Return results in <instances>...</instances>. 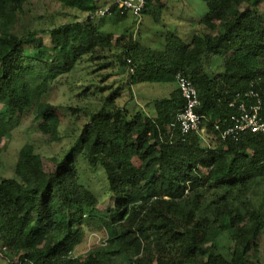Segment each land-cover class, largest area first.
I'll return each instance as SVG.
<instances>
[{"label": "trees", "instance_id": "1", "mask_svg": "<svg viewBox=\"0 0 264 264\" xmlns=\"http://www.w3.org/2000/svg\"><path fill=\"white\" fill-rule=\"evenodd\" d=\"M30 1L0 0V152L29 113L48 142L62 139L61 116L46 93L85 58L107 50L110 60L104 75V66L91 71L100 81L90 80L80 93L99 95L101 104L61 156L50 159L52 166L44 167L26 143L36 159L26 162L21 152L14 176L0 180L5 256L16 264H264V135L221 138L237 92L252 88L264 96V0H204L208 10L190 40L169 33L161 49L143 45L133 33L103 30L104 16L97 22L89 17L108 5L116 10L114 0L103 6L99 0H50L85 18L19 35L15 24ZM164 6L147 0L141 15L158 21ZM207 55L219 56L223 70L206 71ZM179 71L197 89L195 110L204 116L206 138L181 135L172 126L184 104ZM118 73L126 74L127 87L176 86L146 102L148 113L129 111L119 103L123 90L101 80ZM82 167L106 177L111 202L103 210L80 180ZM94 224L102 229V244L76 254L84 228ZM222 237L230 243L223 251Z\"/></svg>", "mask_w": 264, "mask_h": 264}, {"label": "rangeland", "instance_id": "2", "mask_svg": "<svg viewBox=\"0 0 264 264\" xmlns=\"http://www.w3.org/2000/svg\"><path fill=\"white\" fill-rule=\"evenodd\" d=\"M165 6L162 9L160 19L154 20L150 13H143L140 21L137 23L136 18L130 13L119 19L117 16L119 10H114L104 16L102 29L113 33H133L136 41L143 45L150 46L154 49H161L164 45L165 38L169 33L177 34L183 41H189L193 30L198 28L197 20L201 18L208 10V6L204 0H161ZM101 6L104 5L102 0H99ZM78 14V15H77ZM84 14L78 13L76 10L64 7L63 5L50 0H31L25 11L20 15L18 22L15 24V31L19 35H25L30 31H39L44 29L45 32L51 28L74 19H84ZM99 18H95L97 22ZM119 49L118 46H116ZM116 48L114 51L117 50ZM109 51L104 54L95 55L94 60L80 61L74 70L64 77L61 83L51 87L46 93V99L57 106L61 116V133L63 138L58 141L48 142V136L43 135L35 123L32 121V116L29 113L24 117L21 125L12 131L9 139L5 140L3 150L0 152V180L6 177L14 176V167L19 154L22 152L26 162H31L36 158L29 152L31 143L34 146L35 153L40 156V161L44 167H51L50 159L52 157H60L63 151L69 145L71 135L79 132L80 127L87 121V114L93 111L94 107L101 104L102 97L99 95L91 96V98L83 97L80 93L83 90L82 86L90 84V80L98 83L101 75L97 72L91 73L94 69L105 65V62L110 60ZM204 67L206 71H222V59L217 55H207L204 58ZM209 65L211 69L209 68ZM105 67V66H104ZM106 68V67H105ZM101 68L99 74H105L109 69ZM112 76V75H111ZM103 78V77H102ZM106 77L101 79L105 84H109L112 88L119 87L123 90L122 97L119 103L127 104L126 108L129 111L145 109L146 102L157 97L164 96L165 92L174 86L176 83H134L127 87L126 74L118 73L110 79ZM112 80H114L112 82ZM115 85V86H114ZM94 90V88H91ZM105 91V89L103 90ZM102 91V92H103ZM81 97V102L78 99ZM106 93L103 92V96ZM132 96V97H131ZM88 109H83L86 105ZM80 106L79 112L73 111L69 107L75 108ZM83 107V108H82ZM146 107V108H145ZM150 110V108H149ZM148 113V112H147ZM68 135L66 137L65 135ZM202 134L203 138H206ZM206 142V141H205ZM27 143V144H26ZM90 172L86 167L81 168L80 180L88 186V188L102 200L99 209L103 210L108 206L111 200L108 198V188L106 177L101 171L92 170ZM97 171V172H95ZM257 195V193H256ZM102 229L97 224L91 227L84 228V238L76 246V254H86L92 248L93 243L102 244L103 236ZM221 234V236H223ZM219 250L223 251L230 245L229 241L222 237L219 239ZM259 255L264 260V237L259 241ZM99 246V245H96ZM0 245V264H16L10 261L4 254Z\"/></svg>", "mask_w": 264, "mask_h": 264}, {"label": "built area", "instance_id": "3", "mask_svg": "<svg viewBox=\"0 0 264 264\" xmlns=\"http://www.w3.org/2000/svg\"><path fill=\"white\" fill-rule=\"evenodd\" d=\"M147 0H114L119 15L130 13L139 21L141 11ZM109 11V5L96 10L90 14L91 19L101 18ZM138 23V22H137ZM130 62V59L127 60ZM132 71V68H130ZM176 83L180 90L184 104L180 112L176 115L172 126H177L181 135L191 132H200L204 116L196 112V107L200 104L198 92L192 81L181 71L176 76ZM235 107V112L231 114L228 125L221 130V138H237L244 133H258L264 135V96L262 97L252 88L244 92H237L234 99L229 104ZM220 130L219 125H215Z\"/></svg>", "mask_w": 264, "mask_h": 264}, {"label": "crops", "instance_id": "4", "mask_svg": "<svg viewBox=\"0 0 264 264\" xmlns=\"http://www.w3.org/2000/svg\"><path fill=\"white\" fill-rule=\"evenodd\" d=\"M102 1L106 3V2H108L109 0H102ZM139 21H140V18H139ZM139 21H138V22H139Z\"/></svg>", "mask_w": 264, "mask_h": 264}]
</instances>
